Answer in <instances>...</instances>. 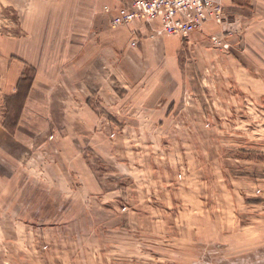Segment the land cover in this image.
<instances>
[{"label":"rangeland","instance_id":"374dc122","mask_svg":"<svg viewBox=\"0 0 264 264\" xmlns=\"http://www.w3.org/2000/svg\"><path fill=\"white\" fill-rule=\"evenodd\" d=\"M106 2L0 0V264H264V0L188 36Z\"/></svg>","mask_w":264,"mask_h":264},{"label":"built area","instance_id":"2783aa9c","mask_svg":"<svg viewBox=\"0 0 264 264\" xmlns=\"http://www.w3.org/2000/svg\"><path fill=\"white\" fill-rule=\"evenodd\" d=\"M113 1L117 6H103V11L110 15L109 26L112 29L121 25L141 23L147 30L149 27V36L154 32L188 36L205 23H220L224 18L220 0ZM133 35L135 38L131 39L130 45L136 47L138 37L136 33Z\"/></svg>","mask_w":264,"mask_h":264},{"label":"crops","instance_id":"0c3cea01","mask_svg":"<svg viewBox=\"0 0 264 264\" xmlns=\"http://www.w3.org/2000/svg\"><path fill=\"white\" fill-rule=\"evenodd\" d=\"M107 2L105 3V4H103V6L104 5H106V4H110V5H112V6H114V2H113V0H106ZM102 6V7H103ZM109 17V16H108ZM212 24L211 23H206L205 25H204V28L206 29V30H208L209 29V27L211 26ZM122 30H124L125 32H126V29L125 28H123ZM145 30L143 29V28H141V27H139V34L141 33L142 34V36H144L145 34H143V33H145L144 32ZM134 37V36H133ZM130 41H131V39L130 40H128L127 41V44H129L130 43ZM142 41V40H141ZM164 41H167V42H169V44L166 46L165 45V43H163L164 45H165V52H166V54H169V55H175V51L177 50V46H179V40L177 39V38H170V39H164ZM142 44V43H141ZM139 45H140V43H139ZM139 45H137L136 47L138 48V46ZM132 48H134V47H132Z\"/></svg>","mask_w":264,"mask_h":264}]
</instances>
